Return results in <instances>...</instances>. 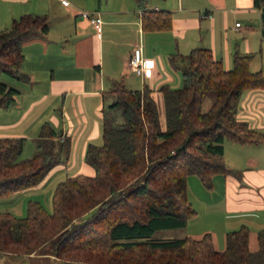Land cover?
<instances>
[{
  "label": "trees",
  "instance_id": "16d2710c",
  "mask_svg": "<svg viewBox=\"0 0 264 264\" xmlns=\"http://www.w3.org/2000/svg\"><path fill=\"white\" fill-rule=\"evenodd\" d=\"M137 0L141 28L166 30L171 12ZM261 8L264 0H253ZM48 32L46 14L24 13L0 30V75L27 80L20 70L22 43ZM249 54L235 52L225 68L207 47L171 53L182 85L164 83V125L152 89L127 88L114 79L112 101L102 109V144H88L84 158L92 175L75 174L57 182L51 212L27 201L25 216L0 211V255L36 258L38 264H264V230L249 247L250 229L241 225L215 248L212 234L158 238L163 229L184 227L196 214L187 195V176L211 187L216 173L241 177L227 166L223 141L260 142L261 133L236 117L241 93L264 87V74L249 68ZM211 92L206 109L203 103ZM18 89L0 78V106L7 107ZM112 111L113 113H109ZM120 116V121L117 117ZM22 137H0V196L38 185L69 150V140L41 125L29 157L19 158ZM33 254V255H32Z\"/></svg>",
  "mask_w": 264,
  "mask_h": 264
},
{
  "label": "crops",
  "instance_id": "0c3cea01",
  "mask_svg": "<svg viewBox=\"0 0 264 264\" xmlns=\"http://www.w3.org/2000/svg\"><path fill=\"white\" fill-rule=\"evenodd\" d=\"M19 2L27 5L31 0ZM59 2L64 14L55 28L48 21L45 36L37 35L22 43L20 70L28 79L15 78L16 83H7L18 92L9 106H0V137H22L29 153L34 150V139L44 122L50 124L59 139L69 140L66 157L36 186L48 184L53 190L67 176L93 174L84 154L88 144L98 145L102 139V109L111 99L109 90L114 79L121 78L133 90L145 85L152 89L158 115L162 111L164 115L158 88L164 83L171 86L173 81L178 84L181 77L180 70L170 64L171 53L186 54L192 48L207 47L227 69L233 66L235 52L249 54V68L264 74L263 16L253 0H150V8L169 10L172 16L169 29L154 31L142 30L137 0H96L81 5L99 13V28L80 14L85 10H76L78 6L71 7L70 2ZM136 45L141 46L144 57L152 60L151 68L142 74L128 67ZM170 67L178 70L175 77ZM236 117L261 133L263 139L253 143L223 141L224 160L227 166L241 170V177L216 173L211 187L203 186L198 179L199 191L205 197L200 201L213 206L221 203L220 211L212 215L219 225L211 228L196 221L189 226L192 230L185 227L186 234L194 237L210 232L215 248L222 249L225 233L246 225L250 229L249 247L254 250L256 232L264 230V87L241 93ZM188 179L187 176V184ZM201 186L209 193L217 189L218 195L210 197ZM187 195L189 198L188 192ZM198 214L196 210L190 219Z\"/></svg>",
  "mask_w": 264,
  "mask_h": 264
},
{
  "label": "rangeland",
  "instance_id": "374dc122",
  "mask_svg": "<svg viewBox=\"0 0 264 264\" xmlns=\"http://www.w3.org/2000/svg\"><path fill=\"white\" fill-rule=\"evenodd\" d=\"M20 0H0V30L4 27H7L10 25L13 18H18L20 15L24 13H31V14H46L48 21L51 25V27L55 28V26L61 21V16L63 13L62 7L59 5V0H42L43 4H40L37 0H31L30 3L27 5H24L23 3L19 2ZM70 2V6L73 7L78 6L76 10H85L88 11L89 9L86 7H80L81 5H90L92 2L96 3V0H68ZM104 2V0H102ZM42 5L40 9H36V5ZM77 4V5H76ZM27 8V9H25ZM35 8V9H34ZM28 10V11H25ZM39 10V11H38ZM57 28V27H56ZM169 69L174 77H175V71H178L175 68L170 67ZM177 73V72H176ZM1 80H3L5 83L13 84L16 83V79L2 73L0 75ZM171 83V87L178 88L182 85V79L180 77L179 83ZM110 95V94H109ZM212 93L209 91L207 94V98L203 103V108L206 109L208 105L211 102ZM111 99H108L105 103L107 106L112 101V95H110ZM109 113H113L110 111ZM161 125H163L164 121V115L163 111L162 114L159 115ZM117 120L120 121V116L117 117ZM103 140L101 139L100 143H97L98 145L102 144ZM27 143H31L30 141ZM32 154V151L27 152L26 148L23 147V151L21 154H19V158H25L29 157ZM188 186H187V192L189 194V200L193 202L192 206L198 210L199 214L196 218L188 220L187 224L188 227L192 223H196V221H201V226H205V224L209 227L218 228V222H215L212 220V215L216 214L220 211L221 203L218 202L214 206L213 205H207L205 202H201L205 198L201 194V190L199 191V178L195 174H189L188 175ZM202 184V183H201ZM203 185V184H202ZM204 186V185H203ZM206 187V186H205ZM203 191L209 194L210 197H216L218 195V190L215 189L214 192L209 193L207 188H202ZM53 190L49 189L48 184H42L41 186H34L31 188H25L18 191H15L8 195L0 196V211H7L10 212L16 216H25L27 212V201L28 200H37L39 201L44 208L51 212L52 205H51V197ZM213 211V212H212ZM188 227H179V228H172V229H163L156 231L154 236L158 238H172V237H181L186 235ZM238 228V227H237ZM193 227H189V230H192ZM236 229V228H235ZM229 230H233L230 228ZM228 230V231H229ZM222 236H219V240L221 241ZM0 264H38L36 258H26L25 256H10V255H0Z\"/></svg>",
  "mask_w": 264,
  "mask_h": 264
},
{
  "label": "built area",
  "instance_id": "2783aa9c",
  "mask_svg": "<svg viewBox=\"0 0 264 264\" xmlns=\"http://www.w3.org/2000/svg\"><path fill=\"white\" fill-rule=\"evenodd\" d=\"M63 4H69L68 0H60ZM80 14L87 18L90 23L95 27L99 28L101 25V17L99 13H92L89 11H80ZM235 25L238 26L239 22H235ZM152 66V60L146 58L142 55V49L140 45H136L130 54L128 59V67L134 71L136 74H142L144 71H148Z\"/></svg>",
  "mask_w": 264,
  "mask_h": 264
}]
</instances>
